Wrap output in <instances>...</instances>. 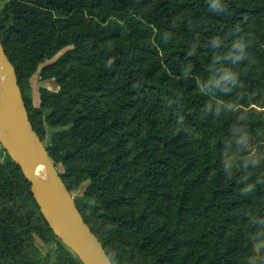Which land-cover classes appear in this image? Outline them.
Returning a JSON list of instances; mask_svg holds the SVG:
<instances>
[{
    "label": "trees",
    "instance_id": "16d2710c",
    "mask_svg": "<svg viewBox=\"0 0 264 264\" xmlns=\"http://www.w3.org/2000/svg\"><path fill=\"white\" fill-rule=\"evenodd\" d=\"M69 1L37 0L36 7L25 9L10 1L0 15V41L16 69L40 139L46 136L45 122L53 129L71 125L52 135L47 150L67 171L69 162L85 163L91 188L75 198L85 221L114 264L118 262L112 246L98 233L93 218L112 226L114 239L140 254L141 264H238L242 249L228 241L230 224L264 218L255 199L261 184L228 179L219 165L234 144L230 130L243 125L230 111L244 99L240 83L264 85L260 78L244 74L237 61L247 49V38L259 34L264 0H222L226 11L216 8V0H91L90 9L101 21L115 18L110 31L116 41L99 54L82 47L85 31H65L71 20H61L64 31L47 32L51 9H66L68 14L84 0L67 8ZM55 44L54 53L74 49L55 75L60 92L49 96L55 99L48 111H34L25 85L45 61V48ZM103 59L114 72L81 71L66 85L75 72L69 61L88 67ZM42 101L48 102L46 95ZM211 110L224 116L216 121L208 115ZM181 129L192 138L193 148L180 143L185 134ZM104 148L111 154L108 159ZM128 158L138 170L125 173L119 197L102 198L98 192L117 182ZM167 170L173 194L171 204L160 210ZM61 177L72 193L67 174ZM132 187L130 197L124 196ZM132 204L139 206L138 215L119 212ZM154 218L157 238L144 228ZM211 236L225 241L222 253L211 246ZM35 237L56 242L54 260L41 253ZM198 248L205 250L194 253ZM0 264H81L49 228L30 183L8 155L0 165Z\"/></svg>",
    "mask_w": 264,
    "mask_h": 264
},
{
    "label": "rangeland",
    "instance_id": "374dc122",
    "mask_svg": "<svg viewBox=\"0 0 264 264\" xmlns=\"http://www.w3.org/2000/svg\"><path fill=\"white\" fill-rule=\"evenodd\" d=\"M14 1L16 7L25 9L30 7H36L37 0H0V15L7 3ZM81 0H70L67 8L73 7L79 4ZM262 4V2L260 1ZM91 0H84L83 4L75 9H72L66 14V9H51L52 20L47 27L48 33H56L63 30V23L61 20H71L72 25L65 26V31L83 30L86 32L87 37L82 43V47L88 50L92 54L101 53L107 46L114 43L116 40L112 36L110 31L111 22L115 20L112 17L110 20L101 21L96 15V12L90 9ZM70 28V29H69ZM259 34L256 36H249L244 42L246 50H242L239 54L237 61L240 63V68L245 71L244 74H248L249 77L254 79L259 78L264 82V62L261 60L264 58V18L259 25ZM155 33V32H154ZM38 34V32H36ZM154 42V37L151 39ZM183 43H187L186 39L182 40ZM57 45L52 48L47 46L45 48L46 59L40 64L25 85L26 97L28 106L32 110H39L47 112L51 102L55 99V96L60 92V87L56 82L55 75L59 73L66 64H63L70 56V52L74 49V46H69L61 51L54 53ZM55 48V49H54ZM255 48V50H254ZM243 53V54H242ZM162 51L159 53V59L162 58ZM71 59V58H69ZM69 64H73L75 72L73 77L67 80L66 85H70L74 82L78 72L94 73L101 68L107 69L109 72H114L115 67L106 60H100L93 63L91 66H84L83 64L71 60ZM64 65V66H63ZM164 69V67H162ZM86 70V71H85ZM242 88L243 100L241 103H237L235 108L230 111L235 115L234 117L243 123L240 127H234L230 130L231 137L234 144L226 148L224 153L225 161L220 163V169H224L225 177L228 179L237 178L238 180H249L250 184L256 185L257 181L261 184L260 195L255 197L256 203L259 205V211L264 214V85L245 86L244 83H240ZM46 95L48 102L44 105L42 96ZM211 98V96H209ZM213 101V99H211ZM224 106V105H223ZM227 108V107H226ZM231 114V113H230ZM208 115L214 120H220L224 114L211 110ZM71 114L68 115V119ZM66 120V121H67ZM68 122V121H67ZM71 128L69 123H65L55 129L51 128L46 122L44 123V130L46 132L45 139L42 141L46 148L52 144V135L54 133H60L67 131ZM185 133L184 129L179 130ZM180 143L186 149L193 148L192 138L184 134ZM105 152V158L108 159L111 154L109 150L103 149ZM6 152L0 145V165H4L6 160ZM103 161H99L98 166H103ZM126 166L120 171L116 178L117 182L111 184L107 191H99L98 194L102 198H116L121 195L123 182L126 180L125 173L128 171L138 170V166H134L131 160H126ZM69 171L62 164H57V167L61 174H67V180L71 184L73 189L72 195L74 198L84 196L91 188V181L87 179L85 173V163L79 160L68 163ZM171 171L167 170L166 176H164L163 195L160 200V210L167 208V205L171 204L173 188L171 182ZM249 184V186H250ZM134 187H132L124 195L130 197ZM130 202V200L128 201ZM159 207V206H158ZM139 206L137 204L125 205L119 208L120 213H124L127 216L138 215ZM257 210V207H256ZM258 215V214H253ZM158 222V218H154L147 226H145L146 234L151 233L155 238L157 234L154 232V227ZM92 223L95 224L99 234H103L110 242L112 246V257H114L118 264H141L143 259L140 254L134 251L131 247H126L114 239L113 227L103 224L97 219H92ZM232 232L229 235L228 241L233 242V246H239L242 250L239 251L238 264H264V218L249 223H236L230 224ZM206 230V229H205ZM207 231H209L207 229ZM189 233L196 235V231L189 229ZM211 246H217L220 253L223 252V244L225 241L223 238L217 239L211 236ZM36 245L41 253L45 257H52L53 260L56 257L57 246L56 242L45 243L40 238L35 237ZM205 250L197 249L193 250L194 253H198ZM198 258V255H196Z\"/></svg>",
    "mask_w": 264,
    "mask_h": 264
},
{
    "label": "water",
    "instance_id": "95a60500",
    "mask_svg": "<svg viewBox=\"0 0 264 264\" xmlns=\"http://www.w3.org/2000/svg\"><path fill=\"white\" fill-rule=\"evenodd\" d=\"M10 118L7 130L0 127V145L30 183L33 197L49 228L81 264H114L85 221L76 200L50 157L29 118L16 69L0 41V121ZM45 169L44 179L36 172ZM68 227V233L61 232Z\"/></svg>",
    "mask_w": 264,
    "mask_h": 264
},
{
    "label": "bare ground",
    "instance_id": "6f19581e",
    "mask_svg": "<svg viewBox=\"0 0 264 264\" xmlns=\"http://www.w3.org/2000/svg\"><path fill=\"white\" fill-rule=\"evenodd\" d=\"M9 121H10V118L9 117L8 118H5V119H2L0 121V127L3 128V129H5V130H7L9 128ZM36 172L42 178H44V179L47 178L46 173H45V169H44V167L42 165H38L37 166ZM61 232L66 235L68 233V227H66V226L63 227L61 229Z\"/></svg>",
    "mask_w": 264,
    "mask_h": 264
},
{
    "label": "clouds",
    "instance_id": "9594fccd",
    "mask_svg": "<svg viewBox=\"0 0 264 264\" xmlns=\"http://www.w3.org/2000/svg\"><path fill=\"white\" fill-rule=\"evenodd\" d=\"M215 6L221 11H226V6L222 3V0H216Z\"/></svg>",
    "mask_w": 264,
    "mask_h": 264
}]
</instances>
